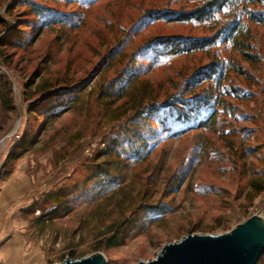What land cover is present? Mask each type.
Wrapping results in <instances>:
<instances>
[{"label": "rangeland", "instance_id": "rangeland-1", "mask_svg": "<svg viewBox=\"0 0 264 264\" xmlns=\"http://www.w3.org/2000/svg\"><path fill=\"white\" fill-rule=\"evenodd\" d=\"M200 3L0 0V37L15 36L28 45L24 50L6 49L10 64L0 63V75L11 83L15 107L10 117L0 114V174L14 147L20 143L26 147L10 175L19 169L12 187H20L23 198L12 201L5 211L6 231L20 233L19 247L0 257V264H62L96 253L104 255L106 264H138L156 259L166 245L188 235H223L259 215L264 190L255 194L252 183L258 179L264 184V72L260 69L251 73L260 77L258 88L247 91L245 101L227 99L234 111H221L215 129L187 131L179 138L162 136L145 163L119 173L120 186L99 193L92 181L96 171L91 162L104 160L97 158L104 146L114 136L122 137L124 125L131 124L130 117L117 123L107 119V111L124 99L110 105L103 91L115 85L123 72L137 68L134 86H154L162 101L165 90L175 94L191 68L208 62L202 54L153 60L142 48L148 41L201 38L209 31L195 23L156 20L158 15L150 12L187 11ZM50 18L62 24L50 25ZM256 36L257 42H263L262 30ZM116 50L121 56L111 61ZM217 52L226 63L237 65L240 60L229 46ZM260 52L264 63V50ZM231 71L234 87L245 92L248 82ZM49 84L56 95L47 104L43 100L49 94L41 89ZM69 91V96L80 92V102L47 123L43 113L47 105ZM52 191L71 192L67 198L71 211L42 228L36 219L50 207L44 197ZM109 230L118 235L112 249L104 247ZM258 264H264V257Z\"/></svg>", "mask_w": 264, "mask_h": 264}, {"label": "trees", "instance_id": "trees-1", "mask_svg": "<svg viewBox=\"0 0 264 264\" xmlns=\"http://www.w3.org/2000/svg\"><path fill=\"white\" fill-rule=\"evenodd\" d=\"M37 8L38 6H34V9L37 10ZM154 13L158 15L156 20L166 18L174 23H195L207 26L209 35L201 38L165 37L148 41L142 48H147L153 60H172L182 56L202 54L208 62L191 68L184 83L175 88V94L165 90L164 95L162 94L164 97L162 101L159 100L161 94L155 93L154 86L146 84L141 89L134 86L136 79L139 78L137 68L133 70L130 68L127 74V70L123 72L114 82L115 85L111 84L103 91L110 105L124 99V102L122 101L114 109L109 105L111 110L107 111V119L112 123H117L130 117L131 124L124 125L122 137L116 135L110 139L106 147L104 146L100 155L97 156L98 159L103 157L104 160L98 162L99 160L95 159L91 162L96 171L92 181L96 182L95 187L99 193L105 192L109 187L123 184L119 173L123 170L124 174V171L132 166L136 168L145 163L151 149L158 144L160 139H163L162 136L168 135L169 139L179 138L187 131L215 129L222 114L221 111H234L227 99L236 97L238 101H245L243 98L246 97L247 91L259 86L260 77L251 73H254L255 69L264 72L260 52L264 50V39L259 43L256 36L260 30L264 34V0H201L200 4L187 11L150 12V14ZM47 23L62 24L58 18H50ZM7 36L0 37V63L2 65L10 64L6 49L18 51L28 47L21 38L15 39L16 37L13 36L8 39ZM225 46H229L235 52L236 57H239L238 64L242 62L245 65L226 63V59L217 52L219 47ZM119 52L120 50L114 52L111 61L121 56ZM230 70L237 77L241 75L248 82L245 92L242 91L244 88L234 87L232 76L229 74ZM122 76L123 79H121ZM11 88L7 77L0 75V114L5 117L15 114ZM50 89V84L42 86L41 89V92L49 94L43 100L47 104L49 97L56 95L52 94L54 92ZM129 90L130 94H128ZM76 92L73 96H69L72 91L68 94L60 93L58 101L47 105L43 112L47 123L58 120L80 102L81 93L76 94ZM30 112L33 113V111ZM130 113L133 115L129 116ZM22 146V143L18 144L6 156L0 179L10 176L13 166L25 155L26 147ZM7 165H10L8 169L5 168ZM116 173L118 174L114 176ZM252 189L255 194H260L264 190V184L255 179ZM69 194L71 192L65 191H52L46 194L44 201L51 205L42 211V216L36 219V224L43 228L68 215L71 211L68 205L69 199H67ZM120 228L119 226L118 229ZM108 234L104 247L112 249L117 245L118 235L113 230H109Z\"/></svg>", "mask_w": 264, "mask_h": 264}, {"label": "water", "instance_id": "water-1", "mask_svg": "<svg viewBox=\"0 0 264 264\" xmlns=\"http://www.w3.org/2000/svg\"><path fill=\"white\" fill-rule=\"evenodd\" d=\"M263 257L264 219L253 215L223 235H188L166 245L156 259L138 264H258ZM62 264H106V260L96 253Z\"/></svg>", "mask_w": 264, "mask_h": 264}, {"label": "crops", "instance_id": "crops-1", "mask_svg": "<svg viewBox=\"0 0 264 264\" xmlns=\"http://www.w3.org/2000/svg\"><path fill=\"white\" fill-rule=\"evenodd\" d=\"M17 169L14 175L0 179V257H6L13 254V249H18L20 233L16 235L12 232L6 231V209L10 207L12 201H20L23 198L21 188L14 190L12 181H14L18 175ZM22 177V176H20ZM6 233L11 234L10 236ZM7 235V236H6ZM9 236V238H8Z\"/></svg>", "mask_w": 264, "mask_h": 264}, {"label": "built area", "instance_id": "built-area-1", "mask_svg": "<svg viewBox=\"0 0 264 264\" xmlns=\"http://www.w3.org/2000/svg\"><path fill=\"white\" fill-rule=\"evenodd\" d=\"M90 149H87V153H90ZM1 166V165H0ZM260 213H259V216H261L263 219H264V197H262V200H261V203H260Z\"/></svg>", "mask_w": 264, "mask_h": 264}]
</instances>
